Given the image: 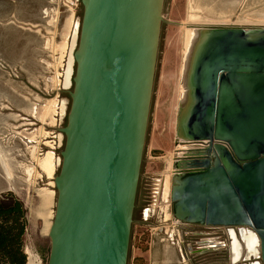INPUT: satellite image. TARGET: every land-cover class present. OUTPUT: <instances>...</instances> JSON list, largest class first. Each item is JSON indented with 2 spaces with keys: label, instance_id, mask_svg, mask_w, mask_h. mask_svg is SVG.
<instances>
[{
  "label": "water",
  "instance_id": "obj_1",
  "mask_svg": "<svg viewBox=\"0 0 264 264\" xmlns=\"http://www.w3.org/2000/svg\"><path fill=\"white\" fill-rule=\"evenodd\" d=\"M163 1L80 0L47 264L127 263ZM201 33L176 134L210 147L178 163L170 212L252 229L264 264V28Z\"/></svg>",
  "mask_w": 264,
  "mask_h": 264
},
{
  "label": "rangeland",
  "instance_id": "obj_2",
  "mask_svg": "<svg viewBox=\"0 0 264 264\" xmlns=\"http://www.w3.org/2000/svg\"><path fill=\"white\" fill-rule=\"evenodd\" d=\"M52 1L56 4L47 14L48 0H0V199L11 197L24 209L26 264L48 261L56 202L53 179L60 169L66 95L71 91L65 89L64 73L82 18L80 0ZM161 14L126 264H147L143 255L156 247L152 238L166 227L173 233L184 227L171 217L165 186L175 162L193 146L176 134L187 32L264 28V0H164ZM49 163L50 172L45 169ZM168 216V223L161 224Z\"/></svg>",
  "mask_w": 264,
  "mask_h": 264
},
{
  "label": "flooded vegetation",
  "instance_id": "obj_3",
  "mask_svg": "<svg viewBox=\"0 0 264 264\" xmlns=\"http://www.w3.org/2000/svg\"><path fill=\"white\" fill-rule=\"evenodd\" d=\"M78 2H79V0H78ZM63 6H66V5L63 4L62 7ZM62 7L59 6V10L62 9ZM67 7L68 6H66V8ZM48 19H49L48 22L53 20L52 17H48ZM66 96H67L68 101H69V103H68V109H69L70 96L68 94ZM65 108H66V106H65ZM67 115H68V110H67ZM67 115L64 119L65 124L67 121ZM191 144L193 145L192 146L193 148L189 149L188 150L189 152L199 151L201 149L203 150V149H207L210 147V142L205 141V140L194 141V143H191ZM214 144L215 143L213 142L212 145H214ZM181 159H182V161L185 159H188V160L189 159L190 160L197 159L199 161L200 160L203 161L206 158L204 156H194V157L185 156L184 158H181ZM211 161H213V157H211ZM176 223L182 224V225H184V227H181L179 232L177 231L176 233H174V236H175L174 245L176 246V248H178V246L184 247V251L187 253L186 259H187L189 264H211L212 262H215V263L227 262L229 264H232L234 261H236L233 257L231 258L228 255H226V249L228 250L232 244L231 236L232 235L234 236V234L238 235L239 227L225 228V227H220V226H212V227L211 226H201V225L194 226V225H189V224H185L182 222L179 223L178 221H176ZM244 228H247V227H244ZM247 229H249V228H247ZM250 230L253 233V230L252 229H250ZM204 236H207V237L216 236L218 238L213 242L208 241V243H207V241L203 240ZM238 237H239V235H238ZM247 239L250 240L251 244L256 242V236L255 237H248ZM236 245L237 244L234 242L233 243V249H234V247H236ZM193 247L196 249L193 252L194 254L191 255V252L194 250ZM209 248H211V249H209ZM256 250L258 251L257 252L258 254H257L255 261L259 262L258 246H257ZM216 253H218V255H216V257H214L213 255H215ZM234 253H235V251H234Z\"/></svg>",
  "mask_w": 264,
  "mask_h": 264
},
{
  "label": "crops",
  "instance_id": "obj_4",
  "mask_svg": "<svg viewBox=\"0 0 264 264\" xmlns=\"http://www.w3.org/2000/svg\"><path fill=\"white\" fill-rule=\"evenodd\" d=\"M48 1H49V3L47 5L48 6L47 7V14L49 12L52 13L53 10H51V5L53 6L56 4L52 0H48ZM66 1H68V0H66ZM67 3L70 4L72 2H71V0H69ZM43 13H46V8L43 10ZM187 155H188V153H187ZM184 157H181V158H184ZM180 160H182V159H180ZM180 160L175 162V164H174L175 168L177 167L178 163H180ZM59 165H60V160H59ZM176 170H177V168L170 172V173H172V176L170 177L169 183H168V188H167L168 190L166 192L167 198L169 197V194H170L171 181H172V178L174 177V175L176 174V172H175ZM169 217L170 216L164 218L163 221L161 222V224L168 223ZM171 217H172V215H171ZM161 228L164 229L165 227L164 228L160 227V230H161ZM167 228L168 227H166V229L162 235L155 236L154 239L152 238V243H154L156 247L154 249L151 248L150 249L151 251L145 252L146 254L143 255L144 260H146L147 264H189L187 259H186L187 253L184 251V247L178 246V248H176V246L174 245V238H175L174 233L172 231H169V229H167ZM175 228H177V227L175 226ZM238 235H239V237H238ZM238 235L234 234V236L233 235L231 236L232 244L228 250L226 249V255H228L231 258L232 257L234 258L235 253L233 251V243L235 242L237 244V248H239L238 249L239 251L236 255V259H235L236 261H234L232 264H257V262L255 261L257 254H258L257 253L258 251L256 250L257 243L255 242V243L249 244L247 242L248 237H255V235L246 229L238 230ZM217 238L218 237H216V236H212V237L204 236L203 240L207 241V243H208V241L213 242ZM195 249L196 248H194V250L191 252V255L194 254L193 252L195 251ZM209 249H211V248H209ZM211 264H229V263H227V262H225V263L212 262Z\"/></svg>",
  "mask_w": 264,
  "mask_h": 264
},
{
  "label": "trees",
  "instance_id": "obj_5",
  "mask_svg": "<svg viewBox=\"0 0 264 264\" xmlns=\"http://www.w3.org/2000/svg\"><path fill=\"white\" fill-rule=\"evenodd\" d=\"M24 214L19 201L11 197L0 199V264H26Z\"/></svg>",
  "mask_w": 264,
  "mask_h": 264
},
{
  "label": "bare ground",
  "instance_id": "obj_6",
  "mask_svg": "<svg viewBox=\"0 0 264 264\" xmlns=\"http://www.w3.org/2000/svg\"><path fill=\"white\" fill-rule=\"evenodd\" d=\"M203 35L204 34L201 33V29H197V28H192L191 31H188L187 34H186V38H185V41H184L185 49H184V52H183V59H182L183 65H182V68H181V75L183 77L182 78V82H183V90L182 91H183V96L184 97H183V101L181 102L180 107L181 106L187 107L186 106L188 104L187 102H189V100L191 98L190 87H189V79H190L189 75H190V70H191L192 64H193L192 60H193V56H194L195 50H196V48H197V46H198V44L200 42L199 40L203 37ZM68 66H69V64H68ZM68 66H67V68H68ZM66 70H67V72H66L65 80H66V85H67V83H68L67 78H68V74H69V69H66ZM184 132H185V130H183L182 136H180V140L185 138V136L183 135ZM60 164H61V161H60ZM44 165H47V164L44 162ZM45 169L47 171H49V172L52 171V164L49 163L48 166ZM5 171H6V174H8V171H7L6 168H5ZM168 183H169V181L166 183V186H165L166 189L168 188ZM247 241H248L249 244H251L249 239H247ZM256 241H258L257 238H256ZM238 249L239 248H237V245L233 249L235 251L234 259H236V255H237V253L239 251ZM28 264H31L30 260H29Z\"/></svg>",
  "mask_w": 264,
  "mask_h": 264
},
{
  "label": "built area",
  "instance_id": "obj_7",
  "mask_svg": "<svg viewBox=\"0 0 264 264\" xmlns=\"http://www.w3.org/2000/svg\"><path fill=\"white\" fill-rule=\"evenodd\" d=\"M243 229H246V230H249L251 233H252V231L250 230V229H247V228H239L238 230H243ZM253 234V233H252ZM255 235V234H254ZM258 246V245H257ZM257 249V248H256Z\"/></svg>",
  "mask_w": 264,
  "mask_h": 264
}]
</instances>
